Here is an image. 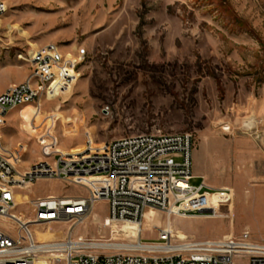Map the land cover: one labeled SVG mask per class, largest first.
<instances>
[{
    "label": "rangeland",
    "instance_id": "1",
    "mask_svg": "<svg viewBox=\"0 0 264 264\" xmlns=\"http://www.w3.org/2000/svg\"><path fill=\"white\" fill-rule=\"evenodd\" d=\"M5 2L0 88L28 77L31 66L20 55L32 48L55 43L73 54L86 49L78 80L43 103V118L56 112L71 119L61 118L55 127L63 150L84 146L87 132L95 143L141 133H191V183L204 182L209 202L188 200L171 215L174 242L245 231L264 241V0ZM18 111L7 115L2 145L27 144L22 165L29 166L43 159L41 146L21 129ZM21 193L85 196L88 187L41 179ZM17 210L28 212L29 206ZM168 220L165 212L150 209L139 237L134 232L113 236L108 204L99 201L74 233L90 240L151 243L158 242ZM52 229L63 237L67 226ZM235 264L246 261L237 258Z\"/></svg>",
    "mask_w": 264,
    "mask_h": 264
},
{
    "label": "built area",
    "instance_id": "2",
    "mask_svg": "<svg viewBox=\"0 0 264 264\" xmlns=\"http://www.w3.org/2000/svg\"><path fill=\"white\" fill-rule=\"evenodd\" d=\"M7 11L5 0H0V20ZM85 56L84 48L73 54L55 43L32 48L20 55L31 66L28 77L0 93V264H235L237 258H244L246 264H264V241L246 231L178 244L173 230L160 228L158 242L147 243L149 248L143 251L91 249L87 244L93 240L75 235L74 227L85 222L99 201L107 202L112 227L142 225L150 209L170 218L176 203L198 199L206 206L209 202L202 189L204 182L191 183L195 177L191 133H141L95 143L87 132L83 148L68 152L59 145L56 125L45 120L35 124L41 133L33 136L41 146L42 160L23 166L27 144L3 147L8 113L25 105L43 111L45 100L67 92L78 80V67ZM92 177L98 178L94 184L84 181ZM41 179L86 186L88 194L31 198L21 193ZM18 195L27 198L18 201ZM25 204L28 212L17 210ZM54 225L67 226L63 237H58L61 230H53ZM38 231L53 232L54 237L39 239Z\"/></svg>",
    "mask_w": 264,
    "mask_h": 264
},
{
    "label": "bare ground",
    "instance_id": "3",
    "mask_svg": "<svg viewBox=\"0 0 264 264\" xmlns=\"http://www.w3.org/2000/svg\"><path fill=\"white\" fill-rule=\"evenodd\" d=\"M14 27H15L14 25L10 26V28H14ZM56 97L57 96L55 95L50 100H53ZM18 112H19L21 120H22V123L20 125L21 129L25 130L28 134H30L32 136H34L35 133L36 134L41 133V128L39 130L38 129L36 130L35 129V124L40 125L43 121L47 120L46 122L48 124L56 125V122L58 120H60L61 118H63L61 116V114L53 112V113L48 114V116H47L48 119H44L43 118V114L44 113L42 111L41 112L36 111V108L33 105L22 106L20 111H18ZM62 121L64 123H66V122L71 121V119L63 118ZM41 126H43V125H41ZM69 133H71V130H67V134H69ZM59 145L61 146V142L59 143ZM82 148H83V146L79 147L77 149H74V150H67V151L68 152H78ZM96 180H98V178L92 177V178H86L84 181L87 184H91L92 185V184L95 183ZM203 187H204V184H203ZM203 187H202V189H203ZM26 198L27 197H24L23 199H19L18 201H24ZM184 202H186V201H184ZM184 202L176 203L174 205V207H173L174 214H175L176 210L179 208V206L182 205V203H184ZM151 210H154V209H151ZM145 218H146V213H145L144 219ZM116 227H117L116 225L113 226V229L111 230V234L113 236L117 232H134L139 237L140 232L143 229L142 225H139V224H136V223H125V224H123L121 226L120 230H117ZM167 228L173 230V225H172V222H171L170 218L167 221ZM179 232H180L179 236L182 239L186 238V236L181 231H179ZM81 236H83V235H81ZM53 237H54L53 232H50V231H45V232L38 231V238L39 239H49V238H53ZM138 237H137V239H138ZM148 246H149V244L141 243L139 240H137L135 243L127 244V243L115 242V240H113V238H109V239H106V240L95 239V240H93V242L87 244V247H89L91 249L98 248V247H104V248H107V249H115V250H139V251H143L145 249H148L149 248ZM158 246H159L158 248L161 249L162 245H158Z\"/></svg>",
    "mask_w": 264,
    "mask_h": 264
},
{
    "label": "crops",
    "instance_id": "4",
    "mask_svg": "<svg viewBox=\"0 0 264 264\" xmlns=\"http://www.w3.org/2000/svg\"><path fill=\"white\" fill-rule=\"evenodd\" d=\"M57 39H59V38H56L55 40H52V41H56ZM43 43H46V41L43 42ZM46 44H49V43H46ZM46 44H44V45H46ZM67 48H68V47H67ZM5 89H6V88H0V93H2Z\"/></svg>",
    "mask_w": 264,
    "mask_h": 264
}]
</instances>
